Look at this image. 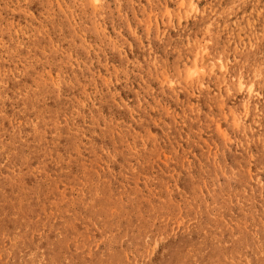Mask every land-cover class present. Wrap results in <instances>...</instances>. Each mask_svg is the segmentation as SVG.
<instances>
[{
    "label": "rangeland",
    "instance_id": "1",
    "mask_svg": "<svg viewBox=\"0 0 264 264\" xmlns=\"http://www.w3.org/2000/svg\"><path fill=\"white\" fill-rule=\"evenodd\" d=\"M0 264H264V0H0Z\"/></svg>",
    "mask_w": 264,
    "mask_h": 264
},
{
    "label": "bare ground",
    "instance_id": "2",
    "mask_svg": "<svg viewBox=\"0 0 264 264\" xmlns=\"http://www.w3.org/2000/svg\"><path fill=\"white\" fill-rule=\"evenodd\" d=\"M139 13V12H138ZM151 55V54H150ZM198 64V63H197ZM48 67V66H47ZM232 69V68H231ZM181 81V80H180ZM173 87V86H172ZM175 89V88H174ZM189 90V89H188ZM253 90V89H252ZM253 97V96H252ZM186 103V102H185ZM154 104V103H153ZM222 106V105H221ZM146 107V106H145ZM246 109V108H245ZM248 109V108H247ZM259 112V111H258ZM260 113V112H259ZM227 114V113H226ZM204 117V115H203ZM242 120V119H241ZM228 121V120H227ZM243 121V120H242ZM212 122V121H211ZM255 122V121H254ZM103 125V124H102ZM10 126V125H9ZM209 127V126H208ZM231 131V130H230ZM209 133V132H208ZM247 134V133H246ZM176 135V134H175ZM249 136V135H248ZM237 137V136H236ZM231 140V139H230ZM236 141V140H234ZM263 141V140H262ZM220 142V141H219ZM182 143V142H181ZM192 145V143H190ZM212 144V143H211ZM69 145V144H68ZM186 149V148H185ZM183 151V150H182ZM185 151V150H184ZM226 151V150H225ZM191 152V151H190ZM240 152V151H239ZM203 155V154H202ZM205 155V154H204ZM49 156V155H48ZM204 157V156H203ZM185 159V158H184ZM111 162V161H110ZM225 165V164H224ZM110 167V166H109ZM102 169V168H101ZM238 170V169H236ZM231 172V171H230ZM232 173V172H231ZM108 183V182H107ZM121 183V182H120ZM254 183V182H253ZM110 185V184H109ZM123 185V184H122ZM118 196V195H117ZM132 196V195H131ZM137 199V198H136ZM118 202V201H117ZM124 202V201H123ZM149 202V201H148ZM244 202V201H243ZM122 203V202H121ZM148 204V203H147ZM111 207V206H110ZM112 209V208H111ZM258 209V208H257ZM113 210V209H112ZM119 211V210H118ZM126 211V210H125ZM133 212V211H131ZM110 213V212H109ZM136 214V213H135ZM248 214V213H247ZM108 217V216H107ZM130 217V216H129ZM109 218V217H108ZM182 218V217H181ZM182 220V219H181ZM79 221V220H78ZM130 222V221H129ZM73 224V223H72ZM127 226V225H126ZM130 230V229H129ZM253 231V230H252ZM92 232V231H91ZM125 232V231H124ZM125 234V233H124ZM257 234V233H256ZM252 235V234H251ZM96 238V237H95ZM252 240V239H251ZM258 242V241H257ZM245 256V255H244Z\"/></svg>",
    "mask_w": 264,
    "mask_h": 264
}]
</instances>
